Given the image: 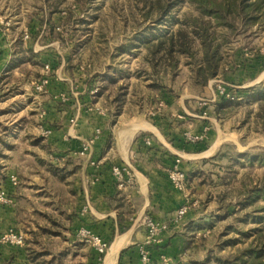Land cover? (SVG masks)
<instances>
[{
    "label": "rangeland",
    "instance_id": "374dc122",
    "mask_svg": "<svg viewBox=\"0 0 264 264\" xmlns=\"http://www.w3.org/2000/svg\"><path fill=\"white\" fill-rule=\"evenodd\" d=\"M198 14L188 1L161 16L157 0H66L53 13L48 0H0V40L14 42L20 62L24 57L33 59L19 62L6 78H0V197L5 190L10 199L0 200V234L11 229L25 234L21 246L0 242V264H47L51 260L52 264H106L112 239L102 238L108 250L100 255L71 226L74 215L66 207L77 198L70 184L73 181L63 182L55 168H48L50 174H45L35 154L31 158L25 155L31 147L27 137H42L38 132L41 125L55 131L67 116H51L45 102L54 111L64 103L69 112L72 102L63 100L75 97L85 107L93 96L106 105L112 96L115 108L125 106L134 116L142 114V119H136L141 123L156 120L170 126L172 141L184 140L192 145L193 153L200 146L203 151L210 149L205 155L211 156L180 164L187 177L201 171L202 178L186 180L183 189L172 182L175 189L184 191L181 207L188 208L179 215V207L172 217V233L178 242L172 248V262L165 257L160 264L203 262L210 252L224 253L219 238L232 220L223 218L238 209L237 199L247 192L244 185L252 187V181L264 177V165L251 162L264 153V122L255 116L259 103L247 101L250 89L264 82V14L230 36L222 50L221 71L206 87L195 84L188 64L192 59L187 56H179L176 70L164 62L155 72L143 43L147 37L178 29L186 18ZM201 56L198 51L197 58ZM25 99L29 102L24 105ZM226 100L236 102L223 110L226 115H219L217 105ZM196 115L205 118L199 120ZM72 117L69 125L76 118ZM11 127L20 130L7 139L4 133ZM196 138L199 140L194 141ZM8 141L12 151L6 149ZM32 149L45 157L43 150ZM4 155H13L19 167L12 166ZM69 159L67 156L66 161ZM15 171L25 183L12 185L10 177L17 176ZM224 190L229 192L228 199L220 202ZM17 195L18 204L10 209L17 217L5 223L1 219L4 207L13 205ZM250 226L253 223L244 225ZM138 246L141 264H155L154 247L147 248L151 260L145 263ZM40 250L50 254L33 262L32 256ZM18 255L23 256L22 261Z\"/></svg>",
    "mask_w": 264,
    "mask_h": 264
},
{
    "label": "crops",
    "instance_id": "0c3cea01",
    "mask_svg": "<svg viewBox=\"0 0 264 264\" xmlns=\"http://www.w3.org/2000/svg\"><path fill=\"white\" fill-rule=\"evenodd\" d=\"M13 43L0 40V78H6L7 74L19 65L17 49ZM43 48L40 47V50ZM26 59L24 57L20 63L25 64L33 60ZM91 98L94 99L90 101ZM112 100L111 96L109 104L106 105L103 99L93 96L87 101L89 105L85 107L81 106L83 100L75 97L63 100L62 102L66 104L72 102L70 106L72 109L69 112L66 109L68 106L64 103L54 111L53 106L49 107L45 102L48 114L52 116L58 113V117L60 114H67L65 116L67 121L63 117L60 127L53 131L50 137L41 135L39 129L42 137L39 139L27 137L26 141L30 140L31 147L26 150L28 154L25 155L31 158L32 154H35L37 163L45 167V174H50L48 168L49 171L55 168V175L60 176L63 182H68L69 179L73 181L70 184L77 198H74L73 204L66 209L74 215L71 226L78 236L82 230L87 229L104 239H112L111 246L119 237L126 236L116 264H141L138 244L148 238V230L142 223L146 215L168 225L158 235L152 250V260L155 264L162 263L166 258L172 262V248H175L174 245L178 242V237L172 233V217L184 203V191L175 189L170 178V168L176 164L177 157L181 158L182 166L211 156L205 155L210 149L203 151L204 148L199 145L200 147L195 150L197 152L193 153L192 145L185 144L184 140L179 138L180 141H172L170 126L164 127L156 120L142 123L136 121L142 119L143 115L134 116L127 112L125 106L115 108ZM102 101L105 105L101 103ZM28 102V99H25L23 103L25 105ZM185 109L187 110L186 106ZM196 116L199 120L205 118L201 115ZM69 117L77 119H73V123L69 125ZM135 127L137 129L133 130ZM19 130H13L11 127L6 129L4 134L8 135L6 136L8 139L11 138V133ZM147 139L150 143L146 142ZM88 143H91L90 151L80 155ZM7 145L6 149L12 151V143L8 141ZM33 147L43 150L45 157L40 151L34 153ZM7 156L4 155L12 166L17 164L15 168L19 167L17 161L13 162V155ZM67 156L70 157L68 161ZM74 157H77V160ZM71 159L75 162H71ZM113 164L130 166L135 184L120 188L118 180L110 171ZM15 172L18 177L11 174L10 180L13 178L16 180L12 185L21 181L25 183L23 176ZM64 172L66 174L62 175ZM18 198L17 195L13 205L4 207L1 219L5 223L17 217L13 210L18 204ZM62 214L65 215V211ZM19 260L22 261L23 256L20 255Z\"/></svg>",
    "mask_w": 264,
    "mask_h": 264
},
{
    "label": "trees",
    "instance_id": "16d2710c",
    "mask_svg": "<svg viewBox=\"0 0 264 264\" xmlns=\"http://www.w3.org/2000/svg\"><path fill=\"white\" fill-rule=\"evenodd\" d=\"M65 1L48 0V9L53 13L60 9ZM75 1L77 3L84 2V0ZM157 1L160 5L161 16L182 1L190 2L199 10V14L186 18L176 30H166L154 35L151 39L145 38L143 43L148 50V61L152 62L153 69L157 72L164 62L169 68L176 70L179 56L190 57L192 60L188 64H191L195 84L201 87H206L210 80L218 77L223 61L222 50L224 45L229 43L230 36L236 34L239 26L260 19L264 14V0ZM195 47H197V51L194 50ZM198 51L202 55L199 59L197 58ZM250 91L247 101L249 104L259 103L255 116L264 122V82L252 87ZM235 102L224 101L217 105L216 112L219 115L222 113L226 115L227 111L223 110ZM256 157L251 162L258 161L259 164L264 165V153L256 155ZM202 175L201 171H194L189 174L187 180L190 179L188 182H191L193 181L192 177L202 178ZM252 182V187L244 185L247 192L240 194L237 199L238 209L223 218L228 219L229 217L232 220L219 238V248L224 253L210 252L205 261L199 262L192 259L189 264H264V177ZM228 195L227 190L222 191L218 197L219 201L225 202ZM228 206L229 204H226L223 208ZM248 222L253 223V226L245 228L244 225ZM47 254L50 253L43 250L36 251L32 256V261L37 262ZM52 263L54 260L47 264Z\"/></svg>",
    "mask_w": 264,
    "mask_h": 264
},
{
    "label": "built area",
    "instance_id": "2783aa9c",
    "mask_svg": "<svg viewBox=\"0 0 264 264\" xmlns=\"http://www.w3.org/2000/svg\"><path fill=\"white\" fill-rule=\"evenodd\" d=\"M40 131L45 137H50L53 134V130L49 129L44 126H40ZM199 139H194V141ZM147 143H150V140H146ZM91 143H88L84 150L80 153L82 155L83 153H86L90 151ZM181 158L178 157L176 159V164L170 168V178L172 182L175 184L176 187L179 189H183L186 185L187 175L185 171H183L180 167ZM110 171L113 173V175L118 180V186L120 188H124L126 186H133L135 184L134 174L133 170L130 166H122L119 164H113L110 167ZM15 179H12V182L15 183ZM0 200L3 202H9L10 199L9 195L5 190L1 193ZM187 206H183L179 210V215H182L186 212ZM143 225L148 230V238L146 241L140 243L141 247V258L142 260L147 263L151 258L149 257V250L147 249L149 246H154L155 242L157 241L159 233L167 228V224H161L158 221H156L152 216L146 215L142 221ZM0 242L13 244L15 246H21L25 242V234L19 231H15L14 229H11L10 231L6 233L0 234ZM81 235L83 240L90 244L93 249L99 253L100 255H104L106 251L108 250V244L100 237L99 235L92 233L91 231L84 229L81 231ZM168 264V263H166Z\"/></svg>",
    "mask_w": 264,
    "mask_h": 264
},
{
    "label": "bare ground",
    "instance_id": "6f19581e",
    "mask_svg": "<svg viewBox=\"0 0 264 264\" xmlns=\"http://www.w3.org/2000/svg\"><path fill=\"white\" fill-rule=\"evenodd\" d=\"M135 129H137V127H135L133 130ZM125 240L126 236H121L113 243L106 257V264H116L119 250L123 246Z\"/></svg>",
    "mask_w": 264,
    "mask_h": 264
}]
</instances>
